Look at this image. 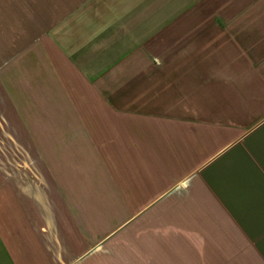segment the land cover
<instances>
[{"label":"crops","instance_id":"obj_1","mask_svg":"<svg viewBox=\"0 0 264 264\" xmlns=\"http://www.w3.org/2000/svg\"><path fill=\"white\" fill-rule=\"evenodd\" d=\"M204 13L0 0V264H264V79L189 70Z\"/></svg>","mask_w":264,"mask_h":264},{"label":"rangeland","instance_id":"obj_2","mask_svg":"<svg viewBox=\"0 0 264 264\" xmlns=\"http://www.w3.org/2000/svg\"><path fill=\"white\" fill-rule=\"evenodd\" d=\"M260 1L263 0H256L258 3ZM205 2L206 13L200 15L203 16L202 21L206 27L210 26L211 22L220 23V29H214L212 36L209 39L205 38V42L201 45L174 46L173 50L182 48L191 52L190 54L193 53V56L204 59V62L199 64L188 61L190 71L194 68H204L208 73L209 64H212L215 75L219 76L217 79L223 86L229 84L231 86L237 82L238 89H241V84L243 83V87L246 86L247 80L248 84L249 82L252 84V86L247 85L251 87V92L260 93V81L264 79V29L245 30L244 26H248L252 20L254 22L260 20L263 16L253 13H238L235 16L230 12L229 0H205ZM207 9L215 12H207ZM217 10L219 12H216ZM245 70H248L246 73H251L249 76H252L244 77Z\"/></svg>","mask_w":264,"mask_h":264}]
</instances>
